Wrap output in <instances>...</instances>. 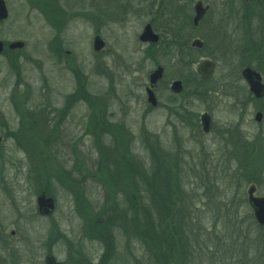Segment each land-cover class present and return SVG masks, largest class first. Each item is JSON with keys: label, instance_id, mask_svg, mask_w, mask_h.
<instances>
[{"label": "rangeland", "instance_id": "rangeland-1", "mask_svg": "<svg viewBox=\"0 0 264 264\" xmlns=\"http://www.w3.org/2000/svg\"><path fill=\"white\" fill-rule=\"evenodd\" d=\"M182 3L191 14L190 2ZM216 4L223 5L221 0ZM145 20L139 14L124 23H107L98 30L105 43L98 56L92 51V26L85 23L79 33L69 32L64 39L72 54L69 69L52 63L50 33L42 21L21 25L18 40L25 42L23 58L30 60H23L19 75L0 70V264H45L47 255L63 264H156L144 241L123 232L124 211L133 208L124 196L139 192L131 188L132 174H126L130 164L141 170L140 177L159 166L156 177L166 176L173 191L170 205L178 198L179 210L173 211L186 217L177 227L189 230L183 240L190 245L189 256L182 259L173 250L167 264H245L256 257L257 246L242 241L252 236V226L236 221L245 209L239 200L246 202L250 184L264 196V163H247L244 157L261 142L255 140L260 129L263 138L264 100L254 103L246 97L244 114H237L229 86L216 83L237 76L238 61L225 54L212 55L218 65L207 94L201 92L205 98L192 97L189 85L173 96L165 84L170 78L188 79L204 55L197 63V55H191L188 64L158 49L143 57L138 36ZM263 48L252 55L257 60L250 58L253 63L264 65V57H257ZM241 61L247 63L246 56ZM156 65L165 67L166 77L156 90L159 108L148 110L144 86ZM254 69L264 79V72ZM257 110L263 113L261 126L254 121ZM204 112L211 117L208 134L198 124ZM230 124L248 137L238 160L228 159L232 152L216 134ZM41 194L55 202L49 216L38 212ZM138 204L134 209L139 211Z\"/></svg>", "mask_w": 264, "mask_h": 264}, {"label": "flooded vegetation", "instance_id": "flooded-vegetation-1", "mask_svg": "<svg viewBox=\"0 0 264 264\" xmlns=\"http://www.w3.org/2000/svg\"><path fill=\"white\" fill-rule=\"evenodd\" d=\"M187 1L192 5L191 14L185 10L186 6L182 3V0H0V70L5 67L8 70L18 72L19 75L23 60H30L23 58V50L26 49V44L24 41L18 40L21 27L24 25L23 22L42 21L50 33L47 50L52 63L59 66L64 65L69 69L73 64L69 60L72 54L66 49L67 46L64 42L69 32H72V34L79 33L81 26L85 23L92 26L94 30L92 34V51L94 55L98 56L105 48V43L101 39L98 30L105 27L107 23H124L126 18H133L141 14L146 18L138 36L139 42L144 45L142 49L143 57L149 58L150 51L153 49H158L163 55L175 56L191 52L197 55L194 60V63H197L201 55H204L188 79L170 78L165 84L166 89L171 92L170 87L173 82L179 81L181 83L180 92H171L173 96L181 95L186 85H189L192 97L196 99L205 98L200 96L201 92L207 94V89L210 87L208 84L212 82V76L218 65L212 55H229V58H235L232 61H238L237 76L236 78L234 76L235 79H228L227 81L223 80V76L216 83L220 82V85L229 86L230 94L228 98L232 101V106L236 109L237 114H244L246 97L254 103L264 100V92L262 97L255 98L242 73L246 68L259 73L264 88L263 75L254 69V66L246 65L241 61V56L244 57V53L248 48L247 39H264V0H221L223 4L221 6L216 4L217 0ZM197 4L200 5L203 14L195 22V7ZM170 8L173 10H170ZM256 20L258 22L254 24ZM147 26H149L152 34L157 36L156 42H142L140 40V36ZM190 32L192 33L190 34ZM195 32L198 34L196 35ZM96 38H99L102 42V46L98 49L94 48ZM255 40L254 42H256ZM195 41L198 42V45L193 46ZM17 43H20L21 46L14 47ZM203 61L213 63L212 71L206 79H202L197 72L199 64ZM80 64L81 62L79 63L77 60V64L74 65L78 66ZM233 64L236 65V63ZM157 67L163 69V74L162 78L152 88L156 100L155 106H152L147 101L146 91L149 88V76ZM99 71H102L101 67ZM165 77L166 69L161 65H156L148 73L147 84L144 86L145 104L148 110L159 108L160 104L156 97V90ZM185 80L188 81L185 82ZM241 80L244 82L243 85H240ZM207 85L208 87H206ZM1 87H4V84H1ZM246 91L248 94L245 96ZM258 112L261 113L259 122L255 120V114ZM0 114H3L2 110H0ZM255 114L254 121L261 126L263 113L261 110H257ZM204 115L208 117L209 123L206 132L203 131L201 121ZM198 120L202 132L205 134L210 133L212 123L209 114L202 113ZM199 126L197 125L198 128H200ZM2 130L3 128L0 131ZM241 133L239 128H236L233 124L228 125L224 130L217 131V137L224 144V148L229 150L228 152H232L228 155V159L238 160L241 158L240 151L244 149L243 146L248 141V137ZM261 138L262 132L260 129L255 140L261 141ZM0 181L2 180L0 179Z\"/></svg>", "mask_w": 264, "mask_h": 264}, {"label": "trees", "instance_id": "trees-1", "mask_svg": "<svg viewBox=\"0 0 264 264\" xmlns=\"http://www.w3.org/2000/svg\"><path fill=\"white\" fill-rule=\"evenodd\" d=\"M251 41V40H249ZM253 41V43L249 42L247 45V50L244 53V58L246 56V65L249 66H254V68H258L261 72H264V65L261 61L260 63H253L254 61L252 55H254L259 49L263 47L264 44V39H261V41ZM191 55H193L191 52H187L184 54L180 55H171V59H176L177 63H181L183 60L187 61V64L191 61ZM264 57V48L261 50V53L258 54L257 57L261 58ZM252 57V59H250ZM257 60V59H255ZM249 62V63H248ZM246 144V143H245ZM247 146V144H246ZM244 149H247L244 147ZM249 149H253L254 155L252 154H245L244 157H246L245 161L247 163H250L248 159H250L251 163L253 161L256 162V164L263 165L264 163V137L261 139V142L257 143V146L255 147H249ZM242 157V158H244ZM158 166V165H157ZM129 166H126L128 168ZM162 168V171H166L167 165L164 163L160 165ZM142 168V167H141ZM129 171L126 173L127 175H130L129 173L132 174V178L130 182L132 183L131 188H135L136 191L140 189H145L146 192L145 194H141L139 192L135 194H131L124 196L125 202L130 203L132 208V212L124 211V228L125 235H133L137 239H140L144 241L147 250L149 252V255L151 256L152 259L155 260L156 264H167L170 254L174 250L178 254V257L181 256L182 259H185L186 257L188 258L189 256V251H191L189 243H184L185 237L187 238V232L189 231L188 228L185 232L179 230L177 225L179 224L180 221L183 223L186 220L185 215L183 214L182 216L178 214L177 212L175 213L174 210H179L177 207V197L175 195L174 203L171 206L170 201L173 198V191H170L169 189V180H166V176H164V179H158L156 177L160 173L159 166L158 168L153 170L152 175L148 174L146 176V172L144 171L145 174H142L143 176L140 177L141 170H137V165L135 164H130V167L128 168ZM140 178V179H139ZM163 178V176H162ZM138 179V180H137ZM258 181V180H257ZM246 182H249L248 180ZM175 184H178L174 182ZM167 190V191H166ZM124 193V192H123ZM143 195V196H142ZM167 198V206L165 203V197ZM163 198V200L161 199ZM139 199L145 202L150 203V207L145 206L142 204L143 202H138ZM140 203V204H138ZM134 204V205H133ZM138 204V206H141L139 211L134 209V206ZM246 202L241 198L239 200V205L244 207V212L243 215L239 217V220L236 221L239 224H245V225H251L252 226V236L246 237L247 235L244 236V239L242 240L245 242L249 247L256 245L257 246V254L255 255L256 257L252 258V261L250 263H245V264H264V228L259 227L255 224L252 213L249 210V208L246 206ZM169 207V208H168ZM131 208H129L130 210ZM156 213V214H154ZM153 217V218H152ZM236 217V216H235ZM182 218V219H181ZM186 223V222H185ZM127 224V226H126ZM157 224V225H156ZM182 225V224H180ZM179 225V226H180ZM236 225V223H234ZM214 227V224L211 226V228ZM239 229V233L242 232L243 226L237 227ZM193 230V229H192ZM129 231V232H128ZM190 233H193L190 231ZM199 233V231H198ZM197 233V234H198ZM233 233H235L233 231ZM238 232L236 233V240H240V238H237ZM183 241V244L181 243ZM179 242L182 244V246H179ZM204 245H207V242H203ZM216 246L219 245V243H215ZM232 245V242H231ZM236 246V243H234ZM245 257H248V251L244 252ZM247 259V258H246ZM255 259H258L259 262H255Z\"/></svg>", "mask_w": 264, "mask_h": 264}, {"label": "water", "instance_id": "water-1", "mask_svg": "<svg viewBox=\"0 0 264 264\" xmlns=\"http://www.w3.org/2000/svg\"><path fill=\"white\" fill-rule=\"evenodd\" d=\"M200 5L197 4L195 7L196 11V17H195V22L200 19V17L203 14V10L200 9ZM140 40L142 42H156L157 41V36L152 34L149 26H147L142 35L140 36ZM198 45V42L195 41L193 43V46ZM21 44L17 43L14 45V47H20ZM102 46V42L99 38H96L94 40V48L98 49ZM213 68V63L210 61H203L202 63L199 64L197 68L198 74L201 76L202 79H206L209 74L211 73ZM163 74V69L161 67H157L149 76V88L146 91L147 94V101L152 105L155 106V97L152 91V88L154 85L157 83L162 78ZM243 78L246 81V83L249 86V89L251 93L255 96V98H260L263 95L264 88L261 83V77L259 73L256 71L246 68L243 70ZM171 92L172 93H179L181 90V83L179 81H175L171 84ZM261 119V113L258 112L255 114V120L259 122ZM202 125H203V131L206 132L208 130V117L206 115L202 116L201 118ZM255 193V187L250 186L247 190V198H248V203L250 207L253 210V215L256 220V222L260 226H264V196L263 197H257L254 195ZM36 205L38 208V212L42 215H48L52 212L54 209V202L51 197H46L45 194H41L36 198ZM45 263L46 264H62L58 263L55 261V258L51 255L46 256L45 258Z\"/></svg>", "mask_w": 264, "mask_h": 264}]
</instances>
